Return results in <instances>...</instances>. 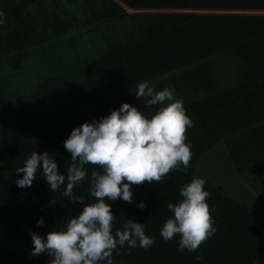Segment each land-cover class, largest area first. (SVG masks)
Instances as JSON below:
<instances>
[{
  "label": "trees",
  "instance_id": "obj_1",
  "mask_svg": "<svg viewBox=\"0 0 264 264\" xmlns=\"http://www.w3.org/2000/svg\"><path fill=\"white\" fill-rule=\"evenodd\" d=\"M0 12V264H48L31 255L30 233L64 228L83 207L63 186L51 192L42 169L18 187L16 169L47 151L66 175L71 130L122 103L150 118L160 106L136 99L143 81L183 101L192 158L160 183L132 185V203L106 201L113 232L133 219L155 239L118 247L113 264H264V0H0ZM86 168L73 194L94 203L90 175L101 169ZM196 177L216 232L178 253L179 235L165 241L160 230Z\"/></svg>",
  "mask_w": 264,
  "mask_h": 264
},
{
  "label": "clouds",
  "instance_id": "obj_2",
  "mask_svg": "<svg viewBox=\"0 0 264 264\" xmlns=\"http://www.w3.org/2000/svg\"><path fill=\"white\" fill-rule=\"evenodd\" d=\"M4 23V13L0 12V24ZM135 97L144 98L148 106L160 107L149 118L136 106L122 103L109 115L74 127L63 142L71 154L66 175L59 174L55 153L47 151H33L23 167L16 169L18 187H31L42 169L51 192L63 186V195L83 206L64 228L50 230L43 237L30 233L32 256L47 254L51 257L48 264H113L118 247L147 250L155 243L154 237L146 235L145 225L133 219L124 220L122 230L113 232L117 217L106 201L132 203V185L160 183L173 170H186L192 158L187 130L193 127V120L172 86L156 91L143 81L138 83ZM86 165L101 169L92 170L90 175L94 203H85L83 196L73 194V189L88 178ZM205 183L203 178H193L180 189L179 202L167 205L172 216L164 222L160 236L171 241L179 235L178 253L197 251L216 232L211 214L214 208L207 203L211 194ZM145 206L143 202L137 205L141 210ZM36 223L37 227L44 225L43 219ZM196 259H202V253Z\"/></svg>",
  "mask_w": 264,
  "mask_h": 264
}]
</instances>
